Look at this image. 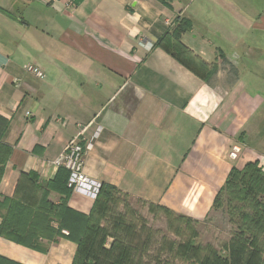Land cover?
<instances>
[{
    "label": "crops",
    "instance_id": "0c3cea01",
    "mask_svg": "<svg viewBox=\"0 0 264 264\" xmlns=\"http://www.w3.org/2000/svg\"><path fill=\"white\" fill-rule=\"evenodd\" d=\"M177 16L198 72L157 45ZM77 136L90 180L203 219L232 166L264 165V0H0V199L33 201L24 175L53 180ZM94 198L71 190L67 205L88 214ZM75 250L64 236L46 252L0 236L21 264H71Z\"/></svg>",
    "mask_w": 264,
    "mask_h": 264
},
{
    "label": "trees",
    "instance_id": "16d2710c",
    "mask_svg": "<svg viewBox=\"0 0 264 264\" xmlns=\"http://www.w3.org/2000/svg\"><path fill=\"white\" fill-rule=\"evenodd\" d=\"M191 25L188 17L177 16L171 28L157 40V45L184 65L194 66L198 72L196 66L205 67V64L196 61V56L180 40ZM195 61L197 64H194ZM9 151L8 146L0 145V179ZM68 174V170L60 166L54 179L44 184L35 182L32 174L24 175L33 183L35 196L31 198L33 201L26 202L15 197L0 199V236L40 252H46L49 243L64 236L76 244L71 264H95L89 260L95 254L93 247L95 243L103 246V238L96 242L97 234L102 229L98 223L102 216L98 212L118 189L109 183H101L89 213H78L67 205L71 192L66 185ZM51 190L60 193L58 202L48 199ZM224 204L231 216L238 215V233L231 242L232 246H238L242 256L249 253L248 258L253 257L246 264H264V167L257 160L246 161L240 168L231 167L214 198L212 208H220ZM62 229L68 233L63 234ZM43 240L47 243H43ZM111 248H114V244ZM242 259L234 254H229L227 258L214 255L213 259L201 264H239ZM123 260L120 258L112 263L122 264ZM0 264L21 263L0 255Z\"/></svg>",
    "mask_w": 264,
    "mask_h": 264
},
{
    "label": "rangeland",
    "instance_id": "374dc122",
    "mask_svg": "<svg viewBox=\"0 0 264 264\" xmlns=\"http://www.w3.org/2000/svg\"><path fill=\"white\" fill-rule=\"evenodd\" d=\"M98 215L102 229L96 242L103 238V246L93 247L89 260L95 264H113L120 258L122 264H201L229 254L240 255L239 264L253 259L231 244L238 233V215L231 216L226 204L193 220L116 190Z\"/></svg>",
    "mask_w": 264,
    "mask_h": 264
},
{
    "label": "built area",
    "instance_id": "2783aa9c",
    "mask_svg": "<svg viewBox=\"0 0 264 264\" xmlns=\"http://www.w3.org/2000/svg\"><path fill=\"white\" fill-rule=\"evenodd\" d=\"M27 71L37 77L42 76L41 71L33 65H28ZM88 145L89 142L83 143L79 136L73 138L67 143L56 162L68 170L69 174L66 182L68 188L96 195L99 184L87 178L83 172V155ZM240 150L239 144H233L228 153L229 157L231 159L237 158ZM62 232L67 233L65 230Z\"/></svg>",
    "mask_w": 264,
    "mask_h": 264
}]
</instances>
